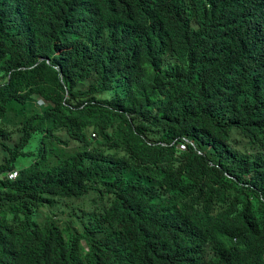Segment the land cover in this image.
<instances>
[{
  "label": "trees",
  "instance_id": "obj_1",
  "mask_svg": "<svg viewBox=\"0 0 264 264\" xmlns=\"http://www.w3.org/2000/svg\"><path fill=\"white\" fill-rule=\"evenodd\" d=\"M0 264H264V0H0Z\"/></svg>",
  "mask_w": 264,
  "mask_h": 264
},
{
  "label": "rangeland",
  "instance_id": "obj_2",
  "mask_svg": "<svg viewBox=\"0 0 264 264\" xmlns=\"http://www.w3.org/2000/svg\"><path fill=\"white\" fill-rule=\"evenodd\" d=\"M90 78H86L84 81H80L77 83V85L80 86H86V84L89 82ZM44 104V99H42L41 97H39L38 95H31L30 98L27 101V105L24 107V113H26L30 108H36L38 106H41ZM20 117V115L16 114L15 111H10L7 120H9L8 122H16L17 119ZM92 136V134H90ZM96 136V135H95ZM92 136V137H95ZM73 147H64V149L68 150V151H72ZM49 160L54 158L53 152L51 153V155L48 157ZM54 216L55 218H58L60 220H67L69 218V214H71L72 216L74 215V213H70L68 207H64L63 210L60 211V209H57L54 212Z\"/></svg>",
  "mask_w": 264,
  "mask_h": 264
},
{
  "label": "built area",
  "instance_id": "obj_3",
  "mask_svg": "<svg viewBox=\"0 0 264 264\" xmlns=\"http://www.w3.org/2000/svg\"><path fill=\"white\" fill-rule=\"evenodd\" d=\"M177 146L179 147V148H184L185 147V141L184 140H182V141H180L178 144H177ZM15 174H16V171L15 170H7V171H5V173H4V175L7 177V178H13L14 176H15Z\"/></svg>",
  "mask_w": 264,
  "mask_h": 264
},
{
  "label": "clouds",
  "instance_id": "obj_4",
  "mask_svg": "<svg viewBox=\"0 0 264 264\" xmlns=\"http://www.w3.org/2000/svg\"><path fill=\"white\" fill-rule=\"evenodd\" d=\"M92 135H93V133H92ZM184 141H185V140H184ZM179 142H180V141H179ZM179 142H178V143H179ZM178 143H177V144H178ZM185 144H186V142H185Z\"/></svg>",
  "mask_w": 264,
  "mask_h": 264
}]
</instances>
